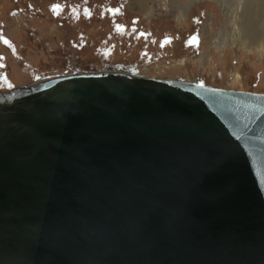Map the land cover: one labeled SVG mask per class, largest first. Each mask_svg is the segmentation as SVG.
Listing matches in <instances>:
<instances>
[{
	"label": "water",
	"instance_id": "water-1",
	"mask_svg": "<svg viewBox=\"0 0 264 264\" xmlns=\"http://www.w3.org/2000/svg\"><path fill=\"white\" fill-rule=\"evenodd\" d=\"M117 67L0 92V264H264V94Z\"/></svg>",
	"mask_w": 264,
	"mask_h": 264
},
{
	"label": "rangeland",
	"instance_id": "rangeland-1",
	"mask_svg": "<svg viewBox=\"0 0 264 264\" xmlns=\"http://www.w3.org/2000/svg\"><path fill=\"white\" fill-rule=\"evenodd\" d=\"M168 1L169 9L162 0H0V92L119 65L145 77L264 94L257 0L237 37L221 3ZM221 32L227 43L220 48Z\"/></svg>",
	"mask_w": 264,
	"mask_h": 264
},
{
	"label": "bare ground",
	"instance_id": "bare-ground-1",
	"mask_svg": "<svg viewBox=\"0 0 264 264\" xmlns=\"http://www.w3.org/2000/svg\"><path fill=\"white\" fill-rule=\"evenodd\" d=\"M194 1L195 0H191L189 4L194 3ZM203 1H205V0H203ZM214 1H217L218 3H221L224 12H226L228 14V16L226 18L227 19V22H230L231 21L233 23L234 28H235V30L233 32L236 35V37L239 34H243V35L246 34L244 28L247 27V25L250 22H247L248 24H246L245 23V20H252L250 18L251 17V14H250V10H249V5H250V3H251L252 0H214ZM257 1L259 3L257 12L259 13L260 16L258 17V19H257L258 21H256V22L257 23L264 24V0H257ZM162 2L164 3V5H163L164 8L169 9L168 8L169 7V1L168 0H162ZM189 4H188V6H189ZM226 26H227V23L224 24V30H223V32L226 31ZM262 30H263L262 33L264 34V29H262ZM223 32H221L220 34H218L217 37H216V39H217V43L216 44L220 48L223 47L225 45V43H227V41L225 42L226 36H224L223 34L224 33H227L228 31L227 32H224V33ZM255 36H257V35L255 34ZM243 42H245V41H243ZM263 43H264V38L261 37L260 40L258 41V46L260 45V47H262L261 49H264ZM110 69H111L110 67H105L104 70L107 71V70H110ZM125 69H128V68L117 67V69H112V70L117 71V72H120V70H125ZM77 72H79V71H77ZM69 74H71V73H69ZM136 74L138 76H142V75H140L139 70H137V73ZM142 77H145V76H142ZM171 80H176V79H171ZM33 84H35V83H33Z\"/></svg>",
	"mask_w": 264,
	"mask_h": 264
},
{
	"label": "snow or ice",
	"instance_id": "snow-or-ice-1",
	"mask_svg": "<svg viewBox=\"0 0 264 264\" xmlns=\"http://www.w3.org/2000/svg\"><path fill=\"white\" fill-rule=\"evenodd\" d=\"M56 10L57 11L59 10V6H57V9ZM120 30L122 31L123 29H120ZM200 87H203V85L201 84Z\"/></svg>",
	"mask_w": 264,
	"mask_h": 264
}]
</instances>
